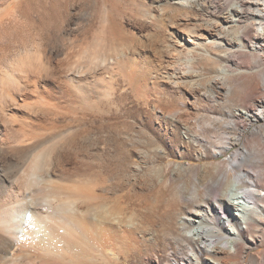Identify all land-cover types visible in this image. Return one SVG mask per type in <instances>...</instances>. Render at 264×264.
I'll list each match as a JSON object with an SVG mask.
<instances>
[{
  "label": "bare ground",
  "instance_id": "1",
  "mask_svg": "<svg viewBox=\"0 0 264 264\" xmlns=\"http://www.w3.org/2000/svg\"><path fill=\"white\" fill-rule=\"evenodd\" d=\"M154 2L160 25L174 10L180 14L185 11L189 18V14H200L205 8L206 21L195 18L193 26L203 31L206 44L213 49L221 44L212 38V30L218 25L208 16H220L225 34L235 35L227 36L231 63H240L247 54L255 61L254 57L264 52V0ZM114 24L108 35L97 33L91 42L66 52L61 70L55 68L58 53L41 57L27 51L24 61L17 62L0 83V264H126L141 259L146 251L169 260L170 239L179 255L172 264H242L247 254V264H264V249L254 250L264 245V68L219 70L222 77L218 78L220 82L214 81V88L229 102L227 114L209 118L203 125H209L217 136L216 145H212L214 156L237 147L226 158L200 165V171L188 183L173 185L178 193L171 195L172 200L168 164L140 174L141 163L149 157L147 145L137 152L140 161L132 164V180L122 182L124 185L113 192L99 184L94 175L80 172L81 166L88 164L89 151L83 154L82 150H71L69 144L61 143L62 138L54 141L53 128L60 115L71 108L62 100L64 95L73 104L96 107V100L109 96L114 89L108 70L83 71L85 68L111 63L107 67L111 72L116 70L130 78L145 102L155 100L153 107L160 111H167L172 102L166 107L161 97L151 98L149 87L158 92L160 84L181 86L188 81L190 76L186 74L190 71L182 70L177 57L182 51L191 53V46L184 41L191 36L200 38L196 32L185 35L179 26L175 43L178 54L174 56L164 50V45L151 50L140 34L138 39L136 32L123 31ZM147 38L151 44L166 39L156 35ZM42 70L57 78L59 84L41 90L42 79L33 77ZM241 91L245 96L230 99ZM25 93L31 100L24 97ZM168 114L167 118L176 122L186 120L180 109L171 108ZM155 118L163 123L161 117ZM244 136L257 146L238 148ZM161 150L165 155V147ZM142 177L147 183L145 190L140 186ZM197 178L221 198L210 204L203 202L205 213H172L175 219L170 223V204H178L175 198H184L182 192L187 189L199 197L203 184H198ZM212 207L215 214L208 212ZM158 257H153L154 264L159 262Z\"/></svg>",
  "mask_w": 264,
  "mask_h": 264
},
{
  "label": "rangeland",
  "instance_id": "2",
  "mask_svg": "<svg viewBox=\"0 0 264 264\" xmlns=\"http://www.w3.org/2000/svg\"><path fill=\"white\" fill-rule=\"evenodd\" d=\"M154 1L0 0V83L3 82V77L7 79L9 71L15 68L17 62L21 59V61H24L27 51L34 55L39 53L38 55H42L41 57L53 56L58 53L59 57L55 68L61 70L63 68L62 60L69 51V53H72L71 50L75 51L80 45L91 42L97 33H101L102 36L108 35L109 29L114 23L119 25L123 31L136 32L137 37L140 34L139 37L143 41L148 40L151 50L152 47L160 45V48L164 45L165 48L167 47L164 50L168 49L167 52L171 55L174 54V56L178 54L175 50V43L176 31L179 32V26L182 25L185 35L188 32H196L200 38L193 39L191 36L189 40L184 41V45L191 46V53L182 51V54L177 55V62L181 64L182 70L190 71L186 74L190 76L188 81L181 86L168 83L169 86L166 85V87L160 84L158 92L161 93L159 94L157 89L151 88L149 85V96L151 98L161 97L166 107L168 106L167 103H174L170 104L171 107H167V111L155 109L153 107L156 103L155 100H151L150 104H147L142 93L132 85L130 78L124 77L116 70L111 72L110 68H107L111 63H108V65L98 64L95 68H85L83 71L102 72L108 70L107 72L113 76L115 90L113 89L109 96L100 97V101L99 99L96 100V103H98L96 107L73 104L69 96L64 95L62 100L65 103L68 102L67 104L70 103V107L74 109L71 110L70 108L69 111L61 114L54 127L55 129L53 128L55 132L54 141L62 138L61 143L63 145L69 144L71 150H82L81 153L83 154L89 151L86 154L89 157L88 164H83L80 172L94 175L93 177L98 180L99 184L108 187L113 192L118 191L128 182V179L132 180V177L129 178L132 164L140 161L136 156L137 152L139 149H144V145H147L149 157L146 162L141 163L142 171L140 174L146 175L149 168L168 164L170 166V169L167 170L169 197L172 200L173 196L171 195L178 193L173 189V185L181 182L188 183L189 180L193 179L194 173L200 171V165L226 158L237 147H231L223 154L217 155V157L214 156L215 147L212 145H216L215 138L217 136H214L209 125L206 123L203 125V122H206L209 118L227 114L229 102L219 90L216 93L214 88V81L220 82L222 77L218 75L219 70L229 68L228 71L230 72L264 68V52L257 54L254 57L255 61L252 60L250 54H247L241 57L240 63H231L227 56V52L230 50L227 48V36L234 37L235 35L225 34L223 29L226 27L220 16L217 17V14L214 16L207 15L213 17L212 22L218 25V29L212 30V38L219 42L221 46L218 49H213L206 44V36L203 31L197 26H193L195 18L201 17L202 21H206L204 19V15L207 13L205 8L203 9L206 13L204 11L200 14L194 12L189 14V18H187L188 15L185 14V11H181L180 14L179 10H174L167 17L164 16L166 20L164 24L160 25L158 22L161 17L155 11L154 5L157 3ZM154 33L160 38L165 37V41L161 43V40L157 39L156 44H151L147 37L151 35L155 37ZM139 37L138 39H140ZM133 42L135 43V41ZM151 50H147V54H151ZM36 72V78L33 77V79L38 81L41 78L43 80L40 82L43 85L41 90L49 88V85L59 84L57 78H54L48 72ZM109 73L107 74L109 75ZM218 78L220 79L218 80ZM257 91V87L254 86L253 92L256 97H258ZM25 94L24 97L31 100L30 94ZM237 95L241 96L238 97ZM237 95H235L237 97L232 96L230 99L245 96L242 91ZM171 108L180 109L181 114L184 117L186 116L185 122L180 123L172 117L167 118L168 111ZM155 116L161 117L163 123H160ZM196 122L201 125L199 129L197 128L199 124ZM210 130L211 133H209ZM243 145L248 149L257 146L251 140H246V136L242 138L238 148ZM162 146L165 147V155L162 153ZM176 165L179 167L172 169ZM254 168L257 169L256 164H254ZM199 175L203 174L199 173ZM142 180L140 183L141 190H145L143 188H147V183L144 182L146 180L143 177ZM197 181L198 184H203L199 188V197L191 195L190 190L187 189L182 192L185 195L184 198H175L178 199V204L175 206L170 204L171 208L168 216L170 223L174 221L176 215L174 213L176 212L185 213L198 210L205 213L207 209L203 202L210 204L221 198L214 196L213 190H209L204 185L203 179L197 178ZM177 190L179 189L177 188ZM208 212L209 214H215L216 211L212 207ZM172 213L174 216H172ZM169 243V260H164L163 257H158L146 251L143 253V258L131 260L126 264H154L152 262L153 257H158L159 264H172L173 259H177L179 255L172 239L169 240ZM261 249H264V245L254 250ZM248 260L249 254H247L246 261L242 264H247Z\"/></svg>",
  "mask_w": 264,
  "mask_h": 264
}]
</instances>
